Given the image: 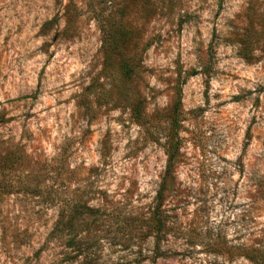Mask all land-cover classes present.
<instances>
[{"label": "rangeland", "instance_id": "obj_1", "mask_svg": "<svg viewBox=\"0 0 264 264\" xmlns=\"http://www.w3.org/2000/svg\"><path fill=\"white\" fill-rule=\"evenodd\" d=\"M0 264H264V0H0Z\"/></svg>", "mask_w": 264, "mask_h": 264}, {"label": "trees", "instance_id": "obj_2", "mask_svg": "<svg viewBox=\"0 0 264 264\" xmlns=\"http://www.w3.org/2000/svg\"><path fill=\"white\" fill-rule=\"evenodd\" d=\"M166 157H167L166 158V166H165L163 180H162V183H161V186H160L159 190L157 191V194H155L156 197H155L154 201L156 202V206H155V208L153 210V213H152V216H151V227L155 230V237L158 236V233H160L161 227H162V216H161V213L159 212V205H160L161 197H162L161 194H162V192L164 190L165 181L169 177V175L171 174L173 166H174V163L176 161L175 154L170 149V147L166 151ZM73 211L75 213H79L80 212V208L79 207H75V208H73ZM64 219L65 218H64L63 215L59 216L58 221L56 223V226H58V224L59 225H63V226L65 224H67L65 226H68V224L70 222L67 221V220L64 222ZM53 230H56V227ZM49 236L51 237V231L49 233Z\"/></svg>", "mask_w": 264, "mask_h": 264}]
</instances>
